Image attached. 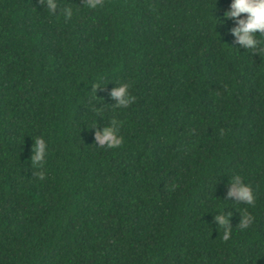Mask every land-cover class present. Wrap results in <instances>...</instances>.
I'll return each mask as SVG.
<instances>
[{
  "label": "trees",
  "instance_id": "1",
  "mask_svg": "<svg viewBox=\"0 0 264 264\" xmlns=\"http://www.w3.org/2000/svg\"><path fill=\"white\" fill-rule=\"evenodd\" d=\"M228 3L0 0V264H264V52Z\"/></svg>",
  "mask_w": 264,
  "mask_h": 264
},
{
  "label": "clouds",
  "instance_id": "2",
  "mask_svg": "<svg viewBox=\"0 0 264 264\" xmlns=\"http://www.w3.org/2000/svg\"><path fill=\"white\" fill-rule=\"evenodd\" d=\"M96 0H88L89 8L95 6ZM43 7L50 14L61 12L65 19L71 18L73 10L69 7L63 9L57 8V0H42ZM243 14V15H241ZM223 20L232 22L231 28L228 30L233 38V44L237 49H248L256 54L264 52V44L257 37L264 34V0H229L227 10L223 12ZM223 20L220 21L223 23ZM99 84L92 85V89H96ZM109 96L112 98L116 106L127 107L133 100L126 83H116V86L109 90ZM119 123L115 120L110 121L106 126L93 132L94 141L97 146L116 148L121 143V137L118 134ZM43 152V144L38 141L36 160L41 158ZM227 191L224 200L229 202H240L251 205L253 203V195L251 189L244 184L238 176L231 177L227 180ZM225 212V209L223 210ZM217 225L229 226V215L218 213L213 217ZM251 222V217H241L240 227L247 228ZM227 236V231L225 232Z\"/></svg>",
  "mask_w": 264,
  "mask_h": 264
}]
</instances>
